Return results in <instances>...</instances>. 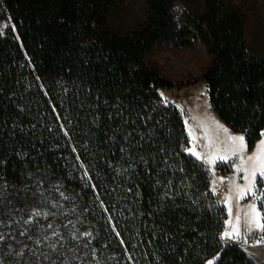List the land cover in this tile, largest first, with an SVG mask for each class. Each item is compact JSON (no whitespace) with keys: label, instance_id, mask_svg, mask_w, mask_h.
<instances>
[{"label":"trees","instance_id":"trees-1","mask_svg":"<svg viewBox=\"0 0 264 264\" xmlns=\"http://www.w3.org/2000/svg\"><path fill=\"white\" fill-rule=\"evenodd\" d=\"M120 1L0 0V264H258L222 242L225 206L160 94L191 82L148 55L200 43L209 103L252 149L264 44L249 52L234 0H145L126 32L110 23Z\"/></svg>","mask_w":264,"mask_h":264},{"label":"rangeland","instance_id":"rangeland-1","mask_svg":"<svg viewBox=\"0 0 264 264\" xmlns=\"http://www.w3.org/2000/svg\"><path fill=\"white\" fill-rule=\"evenodd\" d=\"M178 1L180 7L187 5L198 7L201 0ZM234 1L239 2L243 6L247 16L246 37L248 50L251 53L257 52L264 44V7L262 1ZM144 15L145 0H121L111 14L110 23L114 30L126 32L136 28L142 22ZM9 24L10 22L7 20L0 22V32H4ZM148 59L157 63L163 74L172 82H183L184 84L191 82V84L179 88L163 90L160 94L166 102L175 105L181 112L189 137L187 150L193 156H197L195 153H199V157L204 160L202 162L211 175V190L217 196L219 202L225 206L227 219L221 233L222 242L224 244H237L258 264H264V244H256L253 239H248V235L245 234L246 228L244 227L243 220L248 205L255 203L257 210L260 211L258 207L260 199H257V197L261 193L253 191L246 193L243 198H239L234 187V185L243 187L245 184L243 180L244 173L237 171V166L241 164V156L246 161L247 156L253 155L256 152L260 141L264 140V129L261 137L255 142L252 149H248L245 140L246 148L243 153L237 156H229L224 161L219 160L218 157L225 154V149L228 146L227 137L229 135L242 134L233 133L228 127L223 126V128L228 129V132L225 133L217 126L219 117L209 103L207 88L204 82L199 79L204 67L209 62V57L204 47L200 43H196L193 48L187 50H174L165 45L157 46L148 55ZM207 124L211 126L210 131L204 128ZM214 156L216 157L215 163H209L208 161ZM224 168H228L229 171H224ZM229 196H231V215L227 211L229 203L226 202V198ZM238 212L241 217L240 238L232 239L231 237H225L223 233L231 230V225L227 221L231 219L235 223L236 213ZM253 231L257 237L264 235L261 229H254ZM241 240L246 242L241 243ZM254 253L255 255H253ZM216 259L217 257H214L210 260L214 264Z\"/></svg>","mask_w":264,"mask_h":264},{"label":"snow or ice","instance_id":"snow-or-ice-1","mask_svg":"<svg viewBox=\"0 0 264 264\" xmlns=\"http://www.w3.org/2000/svg\"><path fill=\"white\" fill-rule=\"evenodd\" d=\"M225 133L228 132L227 128H223L222 125H218ZM228 146L225 149V154L220 155L218 158L221 161L227 160L229 156H237L243 153L246 148L245 137L242 135H229L227 137ZM191 151V150H190ZM199 156V153H195ZM216 157H212L208 162L215 163ZM237 171H242L244 173L243 180L245 184L243 187L240 185H234L235 190L239 198H243L246 193L253 191L260 192L261 195L257 199L264 198V189H259L257 187V178H260V182L264 184V140H261L257 146L256 152L253 155H249L246 161L241 156V164L237 166ZM231 196L226 198V202L229 203L227 209L229 215L232 214V207L230 205ZM240 214L236 213L235 223L230 219L227 222L231 225L230 231H225L223 235L225 237H231L232 239H238L241 236L240 228ZM244 227L247 233L251 234L248 239H253L256 244H264V235L257 237L254 229L264 230V223L261 222V212L257 210V205L255 203L248 205L247 211L244 213ZM246 241L241 240V243ZM255 255V253L253 254ZM208 264H213L210 260Z\"/></svg>","mask_w":264,"mask_h":264},{"label":"crops","instance_id":"crops-1","mask_svg":"<svg viewBox=\"0 0 264 264\" xmlns=\"http://www.w3.org/2000/svg\"><path fill=\"white\" fill-rule=\"evenodd\" d=\"M218 125H222V126H225V127H227L220 119H219V122L217 123ZM217 125V126H218ZM206 130H208V131H210L209 129H211V126L209 125V124H207V125H205V127H204ZM212 143V142H211ZM213 143H214V141H213ZM221 146V145H220ZM196 158H198L199 160H201V161H203L204 162V160H202L199 156L197 157V156H195Z\"/></svg>","mask_w":264,"mask_h":264},{"label":"bare ground","instance_id":"bare-ground-1","mask_svg":"<svg viewBox=\"0 0 264 264\" xmlns=\"http://www.w3.org/2000/svg\"><path fill=\"white\" fill-rule=\"evenodd\" d=\"M244 220V219H243ZM246 230V229H245ZM245 234H247L248 236H250L251 234L247 233V231L245 232Z\"/></svg>","mask_w":264,"mask_h":264},{"label":"water","instance_id":"water-1","mask_svg":"<svg viewBox=\"0 0 264 264\" xmlns=\"http://www.w3.org/2000/svg\"><path fill=\"white\" fill-rule=\"evenodd\" d=\"M242 248V247H241ZM243 249V248H242ZM244 250V249H243Z\"/></svg>","mask_w":264,"mask_h":264}]
</instances>
